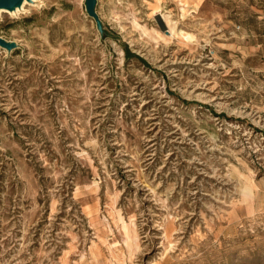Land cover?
Returning a JSON list of instances; mask_svg holds the SVG:
<instances>
[{
  "label": "rangeland",
  "instance_id": "374dc122",
  "mask_svg": "<svg viewBox=\"0 0 264 264\" xmlns=\"http://www.w3.org/2000/svg\"><path fill=\"white\" fill-rule=\"evenodd\" d=\"M85 2L0 11V264H264V0Z\"/></svg>",
  "mask_w": 264,
  "mask_h": 264
},
{
  "label": "water",
  "instance_id": "95a60500",
  "mask_svg": "<svg viewBox=\"0 0 264 264\" xmlns=\"http://www.w3.org/2000/svg\"><path fill=\"white\" fill-rule=\"evenodd\" d=\"M25 0H0V8H6L8 10H14L16 7L21 6ZM30 1V0H28ZM98 0H86V10L88 15L91 16L97 24L98 29L103 32V23L96 10ZM18 47V43L14 40H8L5 37L0 36V48H6L7 50H13Z\"/></svg>",
  "mask_w": 264,
  "mask_h": 264
},
{
  "label": "bare ground",
  "instance_id": "6f19581e",
  "mask_svg": "<svg viewBox=\"0 0 264 264\" xmlns=\"http://www.w3.org/2000/svg\"><path fill=\"white\" fill-rule=\"evenodd\" d=\"M30 1H34V0H30ZM30 1H28V0H25L24 2H23V4L21 5V6H18V7H16L14 10H8V9H6V8H0V11H2V10H8L9 12H11V13H13V14H17V13H19L20 11H22L23 9H25V6H26V3L27 2H30ZM173 29H174V27H172L171 28V32H173ZM177 58V57H176ZM163 59V58H162ZM166 59H168V58H166ZM165 59V60H166ZM175 59V58H174ZM177 60V59H176ZM181 61V60H180ZM172 62H175V61H173L172 60ZM178 62V61H177ZM165 63V62H164ZM179 63V62H178ZM165 66H166V64H164ZM174 65V64H173ZM172 69V68H171ZM196 90L197 89H193V90H191V93H195L196 92ZM135 94H138L137 92L135 93ZM197 95H199V96H208V94L205 92V91H201V92H198L197 93ZM157 123V122H156ZM155 123V124H156ZM157 126V125H156ZM156 126H154V127H156ZM156 133H158V132H156ZM173 134V133H172ZM166 138V137H165ZM169 139V138H168ZM151 142V141H150ZM164 142V141H163ZM175 145H176V143H175ZM152 146V145H151ZM153 154V153H152ZM148 155V154H147ZM197 165V164H196ZM201 165V164H200ZM203 170V169H202ZM234 172V171H233ZM239 174H241V173H239ZM253 177V176H252ZM245 179H247V177L245 178ZM249 182H250V180H248ZM247 182V181H246ZM253 182V181H252ZM254 185V184H253ZM251 183H249V184H247V185H245L244 186V188H243V195H244V199L245 200H248L253 194H254V191H255V189H254V186H253ZM155 193V192H154ZM147 195V194H146ZM151 195V194H150ZM145 197V196H144ZM150 197V196H149ZM149 201V200H148ZM175 233V232H174ZM131 241V240H130ZM136 247H138V246H136Z\"/></svg>",
  "mask_w": 264,
  "mask_h": 264
}]
</instances>
